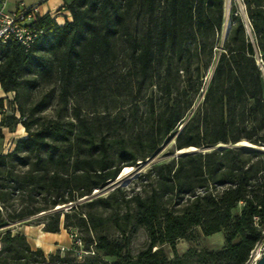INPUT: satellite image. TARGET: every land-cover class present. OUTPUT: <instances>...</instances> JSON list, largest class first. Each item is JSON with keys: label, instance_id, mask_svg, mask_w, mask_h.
Masks as SVG:
<instances>
[{"label": "trees", "instance_id": "trees-1", "mask_svg": "<svg viewBox=\"0 0 264 264\" xmlns=\"http://www.w3.org/2000/svg\"><path fill=\"white\" fill-rule=\"evenodd\" d=\"M244 4L254 41L233 16L217 54L224 0H70L65 8L71 21L58 25L48 14L39 15L42 34L27 50L15 41L0 45V87L18 101L15 110L3 112L0 125L13 130L20 124L26 133L0 154V227L44 212L43 231L76 229L82 252L78 255L75 244L63 255L46 256L23 233L5 228L0 264L248 262L264 243V152L244 147L188 152L141 172L137 190L118 186L89 197L124 167L152 155L172 133L176 150L242 142L264 147V0ZM120 53L126 59L122 73L116 70ZM53 76L58 107L47 118L41 113L49 95L31 105L19 99ZM152 86L160 100L149 97L134 135L126 132L139 122L135 115L131 121L87 119L73 105L72 116H64L69 100L84 93L92 100L113 96L133 102ZM67 204L73 206L54 210ZM140 227L147 246L133 255L130 239ZM110 228L116 238L104 233ZM215 233H223L221 248L175 253L177 240ZM163 245L171 247L172 259Z\"/></svg>", "mask_w": 264, "mask_h": 264}, {"label": "rangeland", "instance_id": "rangeland-1", "mask_svg": "<svg viewBox=\"0 0 264 264\" xmlns=\"http://www.w3.org/2000/svg\"><path fill=\"white\" fill-rule=\"evenodd\" d=\"M237 6V2L235 0H228L229 9L234 12ZM133 26L139 27L140 24L138 19L133 21ZM228 30V29H227ZM227 31H222L216 36L217 44H216V54L220 51L222 43L227 35ZM252 37V36H251ZM251 42L254 41V38L249 39ZM125 44V43H124ZM123 46V41H120V47ZM126 59L123 53H120L119 57L116 60V70L119 73L125 71V62ZM258 63L260 61L258 60ZM214 64L206 72L203 78V88L199 91L197 96L194 99V107L201 101L203 90L205 89L211 74L213 72ZM161 73V71H159ZM58 81L55 76L51 78H47L44 81H41L39 86L32 89L29 94L26 96H21L19 101L24 104L31 105L35 103L41 96L49 95V103L46 109L41 113V116L52 118L56 115V109L58 107L57 104V94H58ZM152 97L154 101L158 104L160 100V95L156 91L155 86L144 89L138 99L136 101L131 102L130 97H98L97 100H92L86 93L80 96H76L74 99H70L67 106V111H64V116L66 118L72 116V107L73 105L78 106L81 109V116L87 119H93L96 115L99 118L110 119L114 116L125 117L127 121H131L132 116H136V120L139 121L133 127L129 128L126 134L134 135V133L140 129L142 126L144 114L146 113L148 106V99ZM18 101L12 99L6 102L8 111H11V107L15 110ZM134 104L137 106V111L134 114ZM180 127L178 128V130ZM230 147H244L251 151L256 152H264V147H257L255 145L249 144L247 142H242L239 144H218L213 147H206L202 149L195 148V151H191L190 148L183 150H176L174 148V134L172 133L168 138H166L163 143L159 146V148L148 158L144 160H139L136 162L134 166L124 167L118 176L104 185L101 189L97 190L94 196H104L112 189L120 186L126 188L127 190H137L139 188L138 183H135L138 175L154 165L155 163H163L172 160L173 158H177L178 156L188 153V152H196L199 150H211V149H225ZM91 197V196H89ZM89 197L87 199H89ZM84 199V200H87ZM83 202V201H82ZM73 204V203H72ZM73 205H60L56 206L54 210H67ZM59 207V208H58ZM58 208V209H57ZM108 212H105L106 215ZM46 213H40L38 215L30 216L23 218L21 220H17L14 222H7L6 225L0 227V230L5 228H10L12 233H23L26 236V239L32 248H37L35 244H39L44 254L48 256L49 254H53L56 251H59L61 255L70 248H73L75 245V250L78 255H81V245L79 243V238L81 234L74 228L70 229H61L59 233L49 234L43 231V225L40 223L41 217H43ZM110 238H116L118 233L110 228L104 232ZM224 245L223 233H215L211 236L202 237L196 236L192 241H185L183 239H179L176 241L174 250L179 256L184 254L187 250L193 248L196 250H214L219 249ZM79 246V247H76ZM147 246V234L144 228L140 227L137 231L131 236L130 239V250L133 255H136L142 249ZM165 254L169 259H172L173 252L170 246L163 245L162 246Z\"/></svg>", "mask_w": 264, "mask_h": 264}, {"label": "built area", "instance_id": "built-area-1", "mask_svg": "<svg viewBox=\"0 0 264 264\" xmlns=\"http://www.w3.org/2000/svg\"><path fill=\"white\" fill-rule=\"evenodd\" d=\"M7 0H0V45L15 41L27 50L42 34L37 24L40 15L37 5L26 6L21 3L16 11L6 8ZM237 6L232 12L228 7V0H224V22L222 31H229L234 23L233 16L239 17L246 35L252 36L251 25L247 16L244 0H235ZM228 29V30H227ZM264 254V243L258 244L252 251L246 264H254Z\"/></svg>", "mask_w": 264, "mask_h": 264}, {"label": "crops", "instance_id": "crops-1", "mask_svg": "<svg viewBox=\"0 0 264 264\" xmlns=\"http://www.w3.org/2000/svg\"><path fill=\"white\" fill-rule=\"evenodd\" d=\"M70 0H7L6 8L9 11H16L18 6L23 3L26 6L37 5L40 15L48 14L53 18L58 25L71 21L70 12L65 8ZM13 93H6L0 87V99H2V108L0 109V122L3 112L9 113L6 102L12 99ZM26 136L24 128L17 126L10 130L7 127L0 125V154H6L14 147L15 141ZM54 234V233H49ZM40 248L39 244H35Z\"/></svg>", "mask_w": 264, "mask_h": 264}, {"label": "water", "instance_id": "water-1", "mask_svg": "<svg viewBox=\"0 0 264 264\" xmlns=\"http://www.w3.org/2000/svg\"><path fill=\"white\" fill-rule=\"evenodd\" d=\"M191 151H195L196 149L195 148H190ZM113 190V189H112ZM95 193H97V190L94 191L92 194H91V197H94ZM83 199H87V198H83ZM59 208V207H58ZM57 208V209H58ZM254 264H264V254H262L260 256V258L254 263Z\"/></svg>", "mask_w": 264, "mask_h": 264}, {"label": "bare ground", "instance_id": "bare-ground-1", "mask_svg": "<svg viewBox=\"0 0 264 264\" xmlns=\"http://www.w3.org/2000/svg\"><path fill=\"white\" fill-rule=\"evenodd\" d=\"M127 170L129 169V167L126 168Z\"/></svg>", "mask_w": 264, "mask_h": 264}]
</instances>
